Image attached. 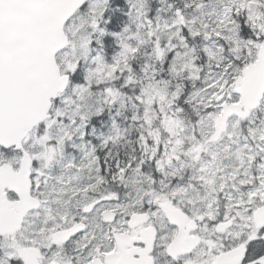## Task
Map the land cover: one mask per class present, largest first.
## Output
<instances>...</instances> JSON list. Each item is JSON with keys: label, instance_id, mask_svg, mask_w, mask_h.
<instances>
[{"label": "flooded vegetation", "instance_id": "flooded-vegetation-1", "mask_svg": "<svg viewBox=\"0 0 264 264\" xmlns=\"http://www.w3.org/2000/svg\"><path fill=\"white\" fill-rule=\"evenodd\" d=\"M139 138L133 145L146 150ZM81 140L86 148L100 150L103 138L86 134ZM68 145L72 146L70 142ZM71 149L76 150L74 146ZM78 155L77 167L61 173L59 176L65 174L62 182L54 187V176L47 169L54 163H40L34 156L31 194L40 200L41 207L28 213L22 231L14 236L23 248H30V264H219L218 258L229 252L233 264H247L264 256L261 235L248 247L246 263L242 258V201H237L234 212L228 211L225 202L216 203L213 217L217 225H229L230 230L219 232L217 226L206 231L201 247L189 252L190 238L199 235L194 225L178 214L171 216L172 225L161 209L173 202L178 208L188 207L190 215L183 211L193 219L191 206H181L171 194L176 184L165 189L159 183L147 182L143 189L130 185L140 164L131 161L130 152L120 160L102 156L99 151ZM140 175V181L155 180L142 172ZM156 194L162 196L157 201L153 199ZM8 199L15 202L17 196L10 193ZM233 224L238 226L237 232H232ZM60 233L66 238L64 244L56 242ZM172 242L176 244L174 257L168 251ZM13 251L12 264H22Z\"/></svg>", "mask_w": 264, "mask_h": 264}, {"label": "rangeland", "instance_id": "rangeland-1", "mask_svg": "<svg viewBox=\"0 0 264 264\" xmlns=\"http://www.w3.org/2000/svg\"><path fill=\"white\" fill-rule=\"evenodd\" d=\"M130 3L131 8L127 13L129 19L133 24L138 23L139 28L143 24H148L152 27V24L145 22L146 19L152 18L151 15V5H148V0H127ZM154 1V0H153ZM165 3V0H158ZM108 0H94L88 5V11L84 14H80L77 19L72 21L66 28L67 34L70 37L71 44L69 48L60 54L58 59L59 66L62 73L74 72L76 66L80 61L89 63L88 66V77L87 82L83 86H74L72 90L62 98L63 107L58 111L56 118L53 123H58L62 126V129L67 128V122L72 124H78L79 127L76 129L86 128L88 119L97 115L103 110L110 99L107 98L105 93L102 96H98L91 91L90 84L94 81H104L106 82L110 76L111 72L107 70V64L102 61V59H97L103 52L100 49H95L93 51L91 41L92 36L98 34L97 29L99 27L97 20L101 17V13L106 9ZM264 6L261 0H210L207 4H202L200 8H197L194 14L189 17L185 16V23L182 27L180 19L169 14V18L173 19V23L169 24L167 21H162L156 19L155 24L160 33L165 35H170L165 47L160 48L158 43L155 44V49L164 52L165 48H169L174 53H178V59H182L179 65V71L182 69H187V74L184 76L188 77V81L192 87V91L188 93L186 99L190 102L195 103L199 111H205V116L203 121L195 126L194 124H189L187 126L182 124H177L173 127L175 131L174 139L170 142H165L163 136H157L155 141L158 146H163L161 148L155 147L149 152L152 153V157L159 156L160 161L158 162V169L165 172L168 177L174 178L177 171L173 169L167 170L168 167L172 165V161L175 159L180 161V158L185 154V149L187 143L190 142L191 147L188 151L187 159L194 158L197 161V157L205 156L207 154L213 156L216 152H240L239 158L242 159L243 164V174L247 177V180H252L250 177V165L254 162L255 154L247 155L250 152L258 151L260 162L263 166L259 167V171L264 169V102L260 109L252 116L254 124H260L259 129H252L245 125V130L248 136L243 135V128L238 125H232L229 133L225 135V139L220 146L216 148L207 149L204 143L209 139L213 131V122L217 114L221 110V106L216 103L215 95L220 91V89L226 83L227 89L225 90V96H232V99L239 102V99L233 95L234 93V83L237 78L241 75L242 70L249 63L255 61L258 49L261 45L262 39H264ZM172 11L175 14V9L172 5L167 7V12ZM88 15L86 16V14ZM237 15L247 18L250 22V27H246V32H250V36H244L239 32L238 21L235 19ZM90 17L94 18L96 21L92 22ZM184 28L189 33L199 37L204 45V50L208 55V60L214 65L213 70L207 71L208 63L205 59L204 66L205 75H200V70L196 67L197 60L200 57H195L194 50L191 48H186L184 45V38L176 34V30ZM149 31V35L154 39L155 35L152 28ZM128 31V30H127ZM245 33V32H244ZM98 41V38L96 39ZM177 41L181 46L175 43ZM125 41L123 40L122 43ZM205 43V44H204ZM226 43V45L224 44ZM126 51L129 47L123 44ZM183 49V50H181ZM123 53L118 57L122 59ZM177 59V60H178ZM201 60V61H203ZM200 66V65H199ZM201 83L199 86H197ZM223 85V86H222ZM143 83L141 82V87ZM181 87V86H180ZM181 89L178 88L175 94V101L177 100ZM90 92L96 98L90 96ZM153 99L162 100L160 93L155 92L152 96ZM185 101V100H184ZM178 114V111H174ZM171 117H167V130L170 132L171 127L169 126V121ZM180 120V119H179ZM79 122L82 124L80 125ZM174 133V132H173ZM251 141L258 143L256 146L251 145ZM206 159L199 160L200 165L198 169L203 170L202 164ZM224 164V160H216L210 165H204L203 175L206 178L210 177L208 182L203 181L202 186L204 187L205 194H208V184L213 183V178L218 180V190L222 187L224 183L225 175L220 173L221 166L215 164ZM185 164V163H184ZM197 169V170H198ZM249 173V174H248ZM138 177L134 176L128 182L130 185L135 186V184L140 183ZM144 185V183H142ZM161 184L163 187L164 184ZM247 181H243V187L247 185ZM143 189L141 187H137ZM179 197L185 198L183 195L189 188H175L174 189ZM244 195L251 198L253 195L261 194L262 190H251L243 191ZM188 198L190 196H187ZM206 200V198L204 197ZM185 200H188L185 198ZM197 203L191 200V205L193 206V213H195V205ZM249 204V202H244V205ZM207 206V205H205ZM243 230L246 233H251L254 237H259L260 230L254 227L253 223H243ZM252 237V238H253Z\"/></svg>", "mask_w": 264, "mask_h": 264}, {"label": "water", "instance_id": "water-1", "mask_svg": "<svg viewBox=\"0 0 264 264\" xmlns=\"http://www.w3.org/2000/svg\"><path fill=\"white\" fill-rule=\"evenodd\" d=\"M88 1L0 0V145L5 148L21 150L28 133L49 117L52 100L65 91L68 77L60 76L56 57L70 43L66 24ZM236 91L241 96L240 105L224 106L217 123H225L232 115L244 117L260 105L264 96V39L256 64L244 71ZM27 163L28 157L22 171ZM3 188L12 189V182L6 181ZM13 225L12 214L0 217L2 234L9 233ZM257 226L264 228V218H257ZM260 262L264 264V259Z\"/></svg>", "mask_w": 264, "mask_h": 264}, {"label": "trees", "instance_id": "trees-1", "mask_svg": "<svg viewBox=\"0 0 264 264\" xmlns=\"http://www.w3.org/2000/svg\"><path fill=\"white\" fill-rule=\"evenodd\" d=\"M210 2V0H165V3L163 4L160 1L151 3V9L152 12H155L157 18L162 21H167V23L171 24L173 23V19L169 18V14H172L175 17V14L172 11L167 12V7L169 5H172L174 9L181 10L187 17L194 14L197 8H200L202 4H207ZM262 5L264 6V0H261ZM88 7H86L83 11H81L79 14H84V12H87ZM264 9V8H263ZM129 10V6L125 3L123 0H109L106 10L103 11V19H102V26H104L105 29L108 30L110 33H115L120 30V26L123 23H126V16L127 11ZM235 19L238 21L239 25V32L244 36H250V32H246V27H250V22L247 20V18L243 16L235 17ZM251 28V27H250ZM122 29V28H121ZM245 32V33H244ZM184 33L188 35L190 34L187 30H184ZM195 38V49L197 52V55L200 56V61L197 60L196 67L198 70H203L201 66H203V59H207L208 55H205L206 52L204 51V45L200 38H198L196 35H192ZM226 45V43H224ZM106 52H110L111 54L116 52L117 49H119V46L116 41V36L112 35L110 37H107L105 40V46H104ZM115 59H112V61ZM172 61V60H171ZM170 61V64L173 62ZM210 64V63H209ZM208 64V65H209ZM200 65V66H199ZM85 75L84 70L82 71V76ZM186 85V84H185ZM188 90L185 89L180 93L179 96V102L185 103L189 107V109H186L183 111V114L190 115L191 117L195 115V113L192 111V102H190L188 99H186V96L188 95ZM185 100V101H184Z\"/></svg>", "mask_w": 264, "mask_h": 264}, {"label": "bare ground", "instance_id": "bare-ground-1", "mask_svg": "<svg viewBox=\"0 0 264 264\" xmlns=\"http://www.w3.org/2000/svg\"><path fill=\"white\" fill-rule=\"evenodd\" d=\"M92 190V189H91ZM106 192V191H105ZM140 207V206H139Z\"/></svg>", "mask_w": 264, "mask_h": 264}]
</instances>
